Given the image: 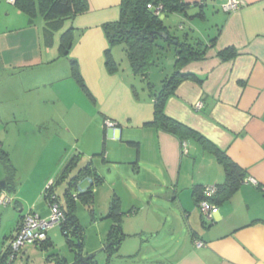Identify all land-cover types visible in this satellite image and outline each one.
Masks as SVG:
<instances>
[{"label": "crops", "instance_id": "crops-1", "mask_svg": "<svg viewBox=\"0 0 264 264\" xmlns=\"http://www.w3.org/2000/svg\"><path fill=\"white\" fill-rule=\"evenodd\" d=\"M227 1L184 0L190 5L188 16L162 17L175 36L197 37L208 47L202 59L181 70L198 81L188 79L178 85L166 102L165 115L206 139L245 171L238 190L217 204L212 222L202 218L194 191L224 183V169L214 152L194 138L180 140L150 124L153 98L146 97L145 91L143 97L135 95L119 70L110 74L105 67L108 43L102 26L118 21L120 0H88L86 13L63 23L61 29L71 28L75 35L68 58L76 61L101 122L115 123L113 128L102 127L103 141L95 151H100L105 173L95 172L103 183L93 189V203L97 190L107 186L106 195H112L109 205L114 197L118 199L119 216L105 218L109 206L97 217L92 210V224L110 225L101 247L113 224L119 223L124 234L118 250L107 255L104 264H264V0H236L238 9L225 11L222 5ZM38 18L31 20L14 4L0 0V126L16 114L21 95V110L26 118L35 119L30 108L34 104L44 108L47 100L31 98L30 92L40 86L59 88L66 78L56 67L60 57L54 36L47 38L44 21ZM200 24L207 26L204 36L197 32ZM213 37L211 47L208 42ZM227 48H233L236 56L223 60L218 52ZM36 70L37 76H26ZM40 120L35 130L46 117ZM9 132L0 137V152L11 161ZM17 178L20 185L13 195L23 191ZM2 181L5 189L0 193L13 198L8 179ZM51 181L46 179L35 190L29 213L18 205L12 206L19 213L0 212V228L4 217L13 225L9 235L0 234V253L9 245L20 216L46 217L36 199ZM196 241L203 245L196 246ZM25 246L15 254L13 264Z\"/></svg>", "mask_w": 264, "mask_h": 264}, {"label": "rangeland", "instance_id": "rangeland-1", "mask_svg": "<svg viewBox=\"0 0 264 264\" xmlns=\"http://www.w3.org/2000/svg\"><path fill=\"white\" fill-rule=\"evenodd\" d=\"M37 20L38 22L42 21L41 18ZM66 29L67 27L65 26L52 34L56 51H58L60 36ZM207 30V26H201V24L197 28V32H201L199 33L200 36L206 35L205 31ZM159 44H162V42H159ZM110 49L111 54L117 60L118 70L122 74L124 81L129 84L132 90H136L140 96L143 97V92L145 91L144 95L149 97L146 82L140 76L133 75L122 46L115 45ZM173 57L174 48L166 47L163 53L158 54L157 64L150 70V82L156 92L161 88V78L170 76L173 72L171 61ZM58 59L56 67H58L61 74L64 73V78L66 77L60 83L59 88L58 86H40V88L31 91L30 94L28 93L31 98L47 100V105L44 108H40L44 106L41 104H34V107L30 108L33 111L32 114L34 115L35 113L34 117L37 121H41L40 119H43V116L46 117L44 124L38 130H35L36 120L26 118L25 111L21 110L22 105L20 104L23 101L21 95L17 103L19 109L16 110V114L7 119L9 123L4 122L3 126H0L1 138L4 137L5 130H10L8 137H10L13 146L11 151L13 155L10 163L12 169L18 171L17 175L14 174L12 176L0 161V182L2 178L8 179V191L11 194L10 196L13 197H10L12 201L7 207L2 208L0 205L1 213L3 209L19 213V209L15 210L13 208L14 205H18L17 208L21 207L20 209L24 213H29L30 205L36 196L34 195L35 190L46 179L52 180L49 183L50 186L53 184L51 189L55 196L65 204L64 194L69 187V183L71 184L72 197L89 187L91 181L89 174H85V167L91 170L90 174L93 173V170L102 174L105 173V165L101 155H99L100 151L98 153L95 152L97 148L101 147L103 141L102 127L106 128L105 121L101 122L92 99L70 77L72 67L70 59L66 57ZM37 74H40V71L28 72L26 76L28 78L35 77ZM42 109H46L44 110L45 114L39 116L38 119V114ZM64 172L68 173V177L62 180L61 177ZM18 176L23 184V191L21 195H13L15 193L14 188H17ZM76 178H79V180ZM73 183H76L77 187L72 185ZM102 183L103 181L99 187ZM45 191L47 190L44 189L42 194L36 199L37 207H40L39 209L42 208L45 214L44 217L46 216L43 219L50 216V210L44 195ZM97 191L93 205H87L79 198L75 199V215L82 227L83 257L97 253L95 260L104 264L107 252L99 251L103 248L101 244L106 239L110 225L94 226L91 221V212L93 210L96 217L105 212L112 195H106L107 186ZM11 224L10 218L4 217L0 234L9 235L10 230L13 228ZM48 235L50 243L46 247L45 245L36 246L34 243L26 244L25 249H22L16 256L14 264H56L59 257L65 260V264H72L75 252L69 248L60 228L58 226L53 227L48 231ZM2 236L0 235V237ZM70 237L73 239L72 235ZM73 241L76 242L75 239Z\"/></svg>", "mask_w": 264, "mask_h": 264}, {"label": "trees", "instance_id": "trees-1", "mask_svg": "<svg viewBox=\"0 0 264 264\" xmlns=\"http://www.w3.org/2000/svg\"><path fill=\"white\" fill-rule=\"evenodd\" d=\"M148 5H151L152 9H148ZM14 6L31 20L41 17L44 21V32L47 38L52 37L53 32L60 30L65 20L73 19L89 10L88 0H14ZM158 6H161L160 15L162 17L168 14H182L186 17L188 16L187 11L190 9V5L185 3L184 0H120L118 21L106 23L102 26L108 43V48L104 52L105 67L110 74L118 72V63L113 59L110 48L115 45H121L128 59L131 72L135 76H140L146 82L148 95L153 98V120L150 124L180 140L194 138L205 149H211L214 152L225 173L224 183L217 187V192L213 198V202L217 205L238 190L245 179V171L206 139L165 115L166 102L174 94L178 85L188 79L198 81L195 75L182 73L181 70L190 62L202 59L208 47L200 38L192 37V39L188 40L186 35H184L183 39H180L173 32L171 33L163 24L160 15L155 14V9ZM194 6L196 5L194 4ZM215 39L213 37L209 40L208 44L211 47ZM74 41L75 35L71 28L61 34L58 46L59 57H69V52ZM159 42H162V44H159ZM166 47L174 48L173 72L170 76L161 78V88L156 92L149 80V73L152 67L157 64L158 54L163 53ZM218 55L223 60H229L236 56V51L233 48H227L218 52ZM70 63L72 66L70 77L92 99L77 69L76 61L70 59ZM133 92L137 95L136 90L133 89ZM0 161L4 164L9 174L13 176L14 170L12 169L8 154L0 152ZM84 169L86 170L85 174H89L91 182L87 189L76 195V198L81 199L87 205H91L94 197L93 189L101 184L102 178L94 170L90 174L91 170L88 167ZM67 174V172H64L61 179L65 180L68 177ZM76 179L79 180V178ZM52 185L47 190L46 201L48 200L47 196L54 195L51 189ZM72 185L77 187L76 183ZM70 187L71 184L69 183V187L65 190L64 194L65 204L60 206L56 197L65 217L64 222L58 227L71 251L75 252L74 261H77L82 256V227L75 215L76 198L71 196ZM194 195H196V202L198 203L202 199V188H196ZM115 201H118L116 197L112 199L105 218L116 219L119 216V206ZM70 235H72L73 239ZM123 236L121 225L119 223L113 224L109 229L103 250L107 252L109 257L118 250ZM74 239L76 242L73 241ZM34 244L36 246L45 245L46 247L48 244V232L44 242ZM9 254L10 247L8 245L0 253V264H13L15 256L12 262L8 263ZM56 264H65V260L59 257ZM88 264H96L95 259Z\"/></svg>", "mask_w": 264, "mask_h": 264}, {"label": "built area", "instance_id": "built-area-1", "mask_svg": "<svg viewBox=\"0 0 264 264\" xmlns=\"http://www.w3.org/2000/svg\"><path fill=\"white\" fill-rule=\"evenodd\" d=\"M9 4H14V0H5ZM239 2L236 0H229L222 8L225 11H233L238 9ZM148 9H152L151 5L147 6ZM161 6L155 9V14L160 15ZM162 18V15H160ZM200 106V105H199ZM105 126L107 128L115 127V123L110 120H105ZM246 182L255 184L253 179H246ZM217 192V186L210 185L202 188V199L197 203V207L202 218L206 222H212L214 216L218 213V207L213 202V198ZM47 205L50 210V216L46 219L40 218L35 214L23 215L15 230L13 239L11 240L10 254L8 256V263H11L15 254L28 243H41L47 238V232L55 226H60L64 220V214L60 209L55 195L47 196ZM10 203L9 197L4 193H0V205L6 206ZM195 245L200 247L202 242L196 241Z\"/></svg>", "mask_w": 264, "mask_h": 264}, {"label": "water", "instance_id": "water-1", "mask_svg": "<svg viewBox=\"0 0 264 264\" xmlns=\"http://www.w3.org/2000/svg\"><path fill=\"white\" fill-rule=\"evenodd\" d=\"M5 189V182L1 181L0 182V190H4ZM104 247L99 251V252H103ZM97 255V253L88 255L86 257L81 256L77 261H74L72 264H88L90 261L95 259V256Z\"/></svg>", "mask_w": 264, "mask_h": 264}]
</instances>
